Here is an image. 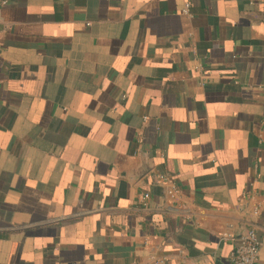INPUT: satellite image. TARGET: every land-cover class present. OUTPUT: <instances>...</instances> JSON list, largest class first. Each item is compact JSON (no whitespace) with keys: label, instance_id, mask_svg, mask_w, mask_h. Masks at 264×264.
<instances>
[{"label":"crops","instance_id":"0c3cea01","mask_svg":"<svg viewBox=\"0 0 264 264\" xmlns=\"http://www.w3.org/2000/svg\"><path fill=\"white\" fill-rule=\"evenodd\" d=\"M250 227L264 264V0L0 4V264H231Z\"/></svg>","mask_w":264,"mask_h":264},{"label":"built area","instance_id":"2783aa9c","mask_svg":"<svg viewBox=\"0 0 264 264\" xmlns=\"http://www.w3.org/2000/svg\"><path fill=\"white\" fill-rule=\"evenodd\" d=\"M6 3V0H0V4ZM187 11V7L185 8ZM175 189L172 187L168 193L173 194ZM238 244L229 254L231 264H254L258 258L259 240L257 231L254 227L248 228L237 238Z\"/></svg>","mask_w":264,"mask_h":264}]
</instances>
